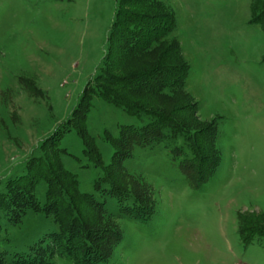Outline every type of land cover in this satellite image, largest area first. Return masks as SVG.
<instances>
[{
  "label": "rangeland",
  "instance_id": "374dc122",
  "mask_svg": "<svg viewBox=\"0 0 264 264\" xmlns=\"http://www.w3.org/2000/svg\"><path fill=\"white\" fill-rule=\"evenodd\" d=\"M117 1L0 0V264H73L39 252L53 250V217L30 209L15 217L1 203L8 183L28 173L55 131L63 152L46 151L75 176L78 194L103 207L101 223L92 225L98 218L82 203L87 224L120 236L101 264H264V26L251 23L254 0L157 1L174 20L164 38L168 54L176 44L189 72L181 90L169 86L151 99L198 133L201 159L194 163L184 140L169 135L150 148L132 146L124 159L113 143L121 127L148 118L94 97L84 126L96 166L82 139L61 126L85 87L99 85ZM200 160L218 164L205 182L197 181ZM112 162L119 167L105 170ZM105 171L134 198L110 195L100 181ZM45 189L34 190L41 205ZM140 206L144 211L125 210Z\"/></svg>",
  "mask_w": 264,
  "mask_h": 264
},
{
  "label": "trees",
  "instance_id": "16d2710c",
  "mask_svg": "<svg viewBox=\"0 0 264 264\" xmlns=\"http://www.w3.org/2000/svg\"><path fill=\"white\" fill-rule=\"evenodd\" d=\"M157 1H117L114 21L107 37L106 53L101 69L94 78L95 83L99 85L96 88L90 87V84L85 87L71 116L61 126L67 132L74 131L82 139L84 154L88 161L96 166L99 165L98 152L94 149L88 151L87 143L91 140L87 137L84 126L87 110L94 97L112 106L124 108L128 115L137 119H140L142 115L148 118L147 123L138 128L132 125L121 127L119 137L113 143L115 147H122L124 159L130 155L132 146L150 148L162 142L168 135L170 140H184L194 163L201 159L197 143L198 133L184 130L177 120H172L166 116L167 113L162 114L157 110L158 107L151 99L157 91L169 86L177 85L181 90L189 72L188 66L181 63L177 57L179 47L176 44L171 45L172 57L168 54L169 49L164 38L173 29L174 20L171 15L162 12V7ZM252 7V12L254 10L258 13L251 23L264 26V0H254ZM148 56L155 57L152 64L145 63ZM177 102L176 104L179 105ZM58 133L55 131L52 138L43 142L40 149L44 155L31 162L28 173L8 183V194L1 199V203L11 209L10 213L15 217L27 209L46 217H53L58 227V232L50 236L53 250L48 249V246L40 247V253L51 251L53 255L68 258L73 264H101L110 257L113 245L120 240V236L112 231L92 226L101 223V218H104L102 217L103 207L91 195L77 193L75 176L62 167L56 154L63 152L57 149ZM47 148L52 151L57 149V152L53 154L54 157L46 151ZM33 163L35 166H32ZM119 165L112 162L105 170L119 167ZM200 165L202 169L197 181L205 182L212 176L218 164L216 161L204 160ZM108 173L105 171L100 181L109 187L110 195L116 198L121 196L134 198L132 193H129ZM41 183L46 185L42 205L34 195L35 188ZM82 203H87V207L93 210L94 217L98 218L96 222H92V225L87 224L83 210L86 205ZM136 206H139V203ZM125 210L140 212V210L144 211V208L140 206L138 210L128 208ZM137 213H132L134 215L131 218L147 220L145 218L147 216L139 217ZM258 235L264 237V232L260 231ZM251 239V237H245L242 243L248 245Z\"/></svg>",
  "mask_w": 264,
  "mask_h": 264
}]
</instances>
